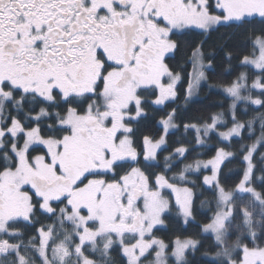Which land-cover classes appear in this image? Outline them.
<instances>
[{
  "label": "snow or ice",
  "instance_id": "1",
  "mask_svg": "<svg viewBox=\"0 0 264 264\" xmlns=\"http://www.w3.org/2000/svg\"><path fill=\"white\" fill-rule=\"evenodd\" d=\"M255 23L258 31L248 27ZM221 27L236 30L217 45L226 71L234 35L252 49L234 79L209 85L230 98L228 113L183 123L194 145L169 150V134L181 128V109L172 105L184 76L166 61L185 48L187 104L216 54L205 52V39L188 52L184 37ZM240 104L256 115L238 119ZM261 109L264 0H0V264H116L113 253L120 264H194L188 253L200 250V239L166 242L154 230L173 210L184 225L195 222L197 182L189 174L202 170L210 174L200 187L211 193L201 201L211 211L200 225L212 241L206 264H264V152L259 161L255 155L264 147ZM149 118L158 135L138 140L133 125ZM257 120L260 135L240 144L234 186L221 179L238 155L226 146L168 176L212 134L231 145L244 130L255 135Z\"/></svg>",
  "mask_w": 264,
  "mask_h": 264
},
{
  "label": "trees",
  "instance_id": "2",
  "mask_svg": "<svg viewBox=\"0 0 264 264\" xmlns=\"http://www.w3.org/2000/svg\"><path fill=\"white\" fill-rule=\"evenodd\" d=\"M259 20V18H256ZM250 29L259 30L261 25L259 23H255L254 25L248 26ZM235 29H228L225 27H221L218 31H213L210 35L205 36L200 33L198 30H192L189 32L187 36L184 37L187 40L188 47L187 51H191V46H195L201 39H205L207 42L205 43V52L215 51V66L212 70H209L206 74L209 79L207 82L201 84L198 89V95L196 98L189 100L187 104L184 101V92L187 86V73L191 71V65L186 63L187 56L184 55L185 48L182 46L181 51L177 53L174 57H169L167 59V63L170 67L175 71H181L184 79L177 84V92L179 99L176 101L173 107H179L181 109L177 123L181 124V128L179 131L173 130L169 134V150L172 147L178 146V142H183L188 144L190 147L194 145V136L195 133L190 130L189 134H185L183 130V123H191V122H203L207 119L212 113L225 112L228 113L229 104L231 103L230 98L226 97L219 87L210 88L209 85H222L230 82V80L234 79L236 75H238L241 69L238 68V62L242 55L250 54L252 51L250 45H246L244 41L243 35H234L232 40L229 42V47L233 51L234 59L232 60V68L229 71H226L227 65L223 59L222 50L217 47L224 37L232 32H235ZM244 30H241L243 32ZM254 76L250 73L249 83H251V79ZM260 111H264L261 109ZM238 119L242 121H247L256 115L255 111H248L246 114L244 113V105L240 104L237 109ZM151 116V114H150ZM159 117L157 116L156 119ZM225 119L230 122L231 115H226ZM136 127V137L139 138L142 135H158V126L155 125V121L151 118L148 120H141L138 125L134 124ZM230 127V123L228 124ZM255 135L251 138L248 137L247 130H244L243 135L244 139H239L236 137L232 138L231 145H228L227 142H223L222 144H217L218 137L215 134H212V137L209 139L207 145L203 148H197V152H190L188 154V159L183 160L177 163V166L173 168L171 172H168V176L171 177L173 172L178 171L180 167L183 166L184 163H188L196 158L200 159H208L211 155H214L215 148L217 146H226L228 150L238 153L235 159L232 160L231 163H228L224 169L223 174L221 176L222 181L228 187L234 186L235 183L239 181L240 176L242 175V162L239 157V148L240 144H250L255 141L256 137L260 135V123L257 120L254 124ZM220 130H225L221 128ZM259 152H264V147H261L259 151L255 154L256 160L259 161ZM197 153H200L197 156ZM167 153H161V165L162 167V157ZM142 160V157H141ZM160 167L151 169L152 171H159ZM209 172L206 170H202L197 174H189L190 180H195L197 182V187L195 189L197 199L195 201V207L198 212L196 215L195 222L189 223L188 225H184L183 222L176 216L175 210L172 213L166 214V227H159L158 230L155 231V235L158 238L164 239L166 242H170L176 236H194L197 239L201 240V248L200 250L193 256L191 252L188 253L189 259L194 262V264H206L205 259L202 257V253L206 249H210L212 245V241L210 238H206L204 234L200 233V225L207 222L206 216H211V211L208 210V206L205 205L204 208H201V201L211 199V193L209 191H204L200 184L202 182L203 176L208 174ZM259 174V172H257ZM191 186V185H189ZM214 208V204L212 205ZM44 223H51V221H44ZM39 226V225H37ZM32 229L26 230L25 239H27V235L32 234ZM114 258L116 259V264H120L119 258L113 253Z\"/></svg>",
  "mask_w": 264,
  "mask_h": 264
},
{
  "label": "rangeland",
  "instance_id": "3",
  "mask_svg": "<svg viewBox=\"0 0 264 264\" xmlns=\"http://www.w3.org/2000/svg\"><path fill=\"white\" fill-rule=\"evenodd\" d=\"M199 31V30H198ZM258 54V53H257ZM203 83H205V82H201V84H203ZM197 95H198V91H197V94L196 95H194L190 100H192V99H194V98H196L197 97ZM36 153H33V155H35ZM141 157H142V155H141ZM142 159H143V157H142ZM208 174H210V172L208 173ZM208 174H205V175H208ZM169 196H171V194L170 193H167ZM173 203H174V198H173ZM158 228L159 227H163V226H157ZM149 259H151V257H149Z\"/></svg>",
  "mask_w": 264,
  "mask_h": 264
}]
</instances>
